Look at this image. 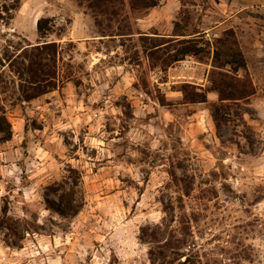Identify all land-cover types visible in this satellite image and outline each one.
I'll list each match as a JSON object with an SVG mask.
<instances>
[{
  "label": "rangeland",
  "instance_id": "1",
  "mask_svg": "<svg viewBox=\"0 0 264 264\" xmlns=\"http://www.w3.org/2000/svg\"><path fill=\"white\" fill-rule=\"evenodd\" d=\"M19 2L0 19V54L41 40L47 16L59 73L53 91L3 101L0 264H152L143 229L161 242L188 231L195 264H264V0H160L112 20L168 36L177 18L211 43L232 31L255 87L239 100L209 91L211 56L163 71L148 50L160 38L101 36L85 1ZM183 82L207 100L185 102Z\"/></svg>",
  "mask_w": 264,
  "mask_h": 264
},
{
  "label": "trees",
  "instance_id": "2",
  "mask_svg": "<svg viewBox=\"0 0 264 264\" xmlns=\"http://www.w3.org/2000/svg\"><path fill=\"white\" fill-rule=\"evenodd\" d=\"M85 1L87 7L95 17L100 26L101 36L118 35L121 38L129 37L131 34H139L140 39L146 37L160 38V42L152 45L149 50V58H159L153 66H159L165 71L174 62L183 60L186 56H193L198 60L212 57V68L209 71L208 79L211 82L209 91L218 94L220 100L245 99L255 92V87L247 71V62L243 52L237 46V40L233 38V32L229 31L228 36L215 38L211 43L203 39L199 30L189 32L186 23L174 20L173 32L171 35L151 36L142 31H134L129 24L120 25L118 33L112 30V20L117 19L123 10L147 11L156 5L160 0H78ZM20 6L19 0H13L8 4L3 1L0 5V19L12 17L11 10ZM4 12V14H2ZM3 15H5L3 17ZM126 15V14H125ZM99 16H105L107 23ZM129 15L127 16V18ZM53 19L41 16L37 20V30L41 40L36 43L21 44L15 46L14 50L6 48L0 54V139L7 140L12 136V125L9 121L4 100L30 101L47 92L53 91L58 85V43L54 39H47L50 31L53 30ZM234 44V46H233ZM164 47V48H163ZM162 48V57L152 55ZM227 68L228 70H224ZM243 70L244 74L239 71ZM11 94L7 95V91ZM179 90L183 93L185 102H202L207 100L206 93L196 91V85L183 82ZM161 104H167L165 96L159 98ZM186 192V191H185ZM49 208L65 215L70 212L72 205L56 202L46 198ZM74 207L72 212H77ZM174 233V232H173ZM143 235L152 237L154 241L149 247L150 261L152 264H195L193 256L187 251L185 245L188 242L189 232L183 229L179 235H171V238L161 242L154 231L143 229ZM175 239V240H173ZM145 241V240H144ZM176 241V242H175ZM148 242V241H145ZM184 247L185 249H181ZM186 250V251H185ZM170 256V257H169ZM182 257H184L182 259Z\"/></svg>",
  "mask_w": 264,
  "mask_h": 264
},
{
  "label": "crops",
  "instance_id": "3",
  "mask_svg": "<svg viewBox=\"0 0 264 264\" xmlns=\"http://www.w3.org/2000/svg\"><path fill=\"white\" fill-rule=\"evenodd\" d=\"M23 10V5L20 6L19 11Z\"/></svg>",
  "mask_w": 264,
  "mask_h": 264
}]
</instances>
